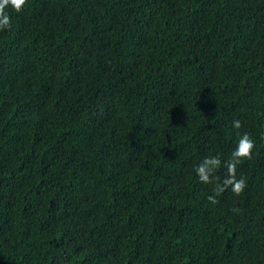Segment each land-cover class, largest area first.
I'll list each match as a JSON object with an SVG mask.
<instances>
[{
    "label": "trees",
    "instance_id": "obj_1",
    "mask_svg": "<svg viewBox=\"0 0 264 264\" xmlns=\"http://www.w3.org/2000/svg\"><path fill=\"white\" fill-rule=\"evenodd\" d=\"M6 12L0 264H264V0ZM234 120L247 187L212 205L195 168L230 158Z\"/></svg>",
    "mask_w": 264,
    "mask_h": 264
},
{
    "label": "clouds",
    "instance_id": "obj_2",
    "mask_svg": "<svg viewBox=\"0 0 264 264\" xmlns=\"http://www.w3.org/2000/svg\"><path fill=\"white\" fill-rule=\"evenodd\" d=\"M25 4L26 0H0V30L7 29L11 23V18L6 9L10 8L13 12L20 13ZM232 127L236 130L238 140L230 153V158L222 162L218 156L205 157L195 168L196 176L201 183L215 185L214 195L207 197L208 202L212 205L219 203L216 197L225 191L230 190L233 196L239 197L247 187L246 179L237 177V167L252 158L253 149L256 145L248 132L241 133L239 131L242 127L240 120H234ZM261 139L264 140V135L261 136ZM222 166L226 170L223 180L215 175Z\"/></svg>",
    "mask_w": 264,
    "mask_h": 264
}]
</instances>
